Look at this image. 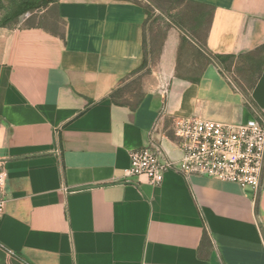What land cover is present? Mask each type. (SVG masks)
<instances>
[{"label": "crops", "instance_id": "0c3cea01", "mask_svg": "<svg viewBox=\"0 0 264 264\" xmlns=\"http://www.w3.org/2000/svg\"><path fill=\"white\" fill-rule=\"evenodd\" d=\"M188 1L199 18L188 33L208 56H234L229 72L193 49L192 66L178 58L172 24L154 45L143 2L59 0L27 15L52 9L59 31L0 29V264H264V176L257 193L174 171L157 187L124 178L129 153L151 142L163 160L180 157L178 119H264V62L252 110L231 77L239 55L262 48L264 60V0ZM144 40L156 58L132 76ZM135 77L139 104H115Z\"/></svg>", "mask_w": 264, "mask_h": 264}, {"label": "built area", "instance_id": "2783aa9c", "mask_svg": "<svg viewBox=\"0 0 264 264\" xmlns=\"http://www.w3.org/2000/svg\"><path fill=\"white\" fill-rule=\"evenodd\" d=\"M172 136L180 151L178 159H162L161 145L151 142L129 153L125 179L143 178L160 186L167 171L184 177H203L250 189L262 186L264 176V119L226 123L197 117L174 121ZM7 171L0 158V218L6 206Z\"/></svg>", "mask_w": 264, "mask_h": 264}, {"label": "trees", "instance_id": "16d2710c", "mask_svg": "<svg viewBox=\"0 0 264 264\" xmlns=\"http://www.w3.org/2000/svg\"><path fill=\"white\" fill-rule=\"evenodd\" d=\"M59 0H7V5L5 6V2L4 0H0V9H6V12L4 13L3 17L0 19V29L1 28H6L10 23L16 21L17 19H19L21 16L25 15V14H29V13H34V12H40L41 10L47 8L50 5H54L58 2ZM135 3H142L139 0H132ZM172 3V9L178 10L180 8L183 7H188V5L190 4V2L188 0H170ZM162 0H146V2H143V5L145 6V8H147L149 11H153V10H158L162 15H164L168 22L174 26H176L180 32L182 33V37H181V42H180V47L178 49V58L179 55L181 54V52H185V53H191L192 49L196 51L197 56L201 57L203 60L205 61H211V59L213 61H215L218 65H222L224 66V63H229V65H231V63L234 60V56L229 55L227 56L225 59H223L222 57H217V56H208L206 55L204 52H202V47L200 45H198V43L195 41L194 37L192 35H190L188 33V31L186 29H184V27L182 26V24H177L173 21V17L172 15H168V13L164 10L163 5L161 4ZM178 12V11H177ZM178 13H175L174 17L177 16ZM196 10L194 12V17L197 21H199V18L196 16ZM150 19V15L148 16V20ZM261 50L262 48H260L258 50V52L256 53V58H254V56L251 55H239L237 58L238 59H245L248 64H249V70H253V73H260L261 72V65L263 64L264 60L261 57ZM258 54H260V56H258ZM179 60V59H178ZM152 62L151 59V51L148 52L147 48H146V42L144 40V60L142 65L140 66V68L138 70H136L134 73H132V76H135L136 74H138L140 71L146 69L145 72H148L147 70V66L149 63ZM178 69V68H177ZM225 71L229 72L228 69L225 68ZM200 72V71H199ZM201 72L199 73V75L195 78H188L185 77L186 80L192 81V82H198L199 78H200ZM176 77H180L178 72H176ZM140 81V77H135L133 80H131L130 82L126 83L124 86H122L121 88H118L117 90H115L111 95H110V99L115 103V104H119V105H125L130 107V109L134 110V106L138 105L142 95L139 94V88H135L134 85H137L138 82ZM234 83L236 84V87H238L242 93L244 94L245 98H246V107L249 110L254 109V106L249 98V94L248 92L251 90L255 79L253 80V82L250 84V86L246 89L242 88L241 85H239L235 80H233ZM131 88V89H130ZM130 93L132 94L133 98L131 99H123L124 97L126 98V95ZM124 100V101H123Z\"/></svg>", "mask_w": 264, "mask_h": 264}, {"label": "rangeland", "instance_id": "374dc122", "mask_svg": "<svg viewBox=\"0 0 264 264\" xmlns=\"http://www.w3.org/2000/svg\"><path fill=\"white\" fill-rule=\"evenodd\" d=\"M4 2L6 6L7 0H4ZM161 4L163 5V8L168 13V15H172L173 21L175 23L182 24L183 22L182 26L184 27V29H186L191 34L194 31H198L197 28L199 24L194 17V14H193L194 10L188 7H183V8L176 10L175 12V10L172 9L173 7H172V3L170 0H162ZM5 12H6L5 8L0 9V19L3 17ZM175 13H178L176 17H174ZM27 15L28 14L21 16L16 21L10 23L6 28H1V29L14 30V29L24 27V26H31V25L39 24V25L47 26L53 30H58V31L60 30L61 26L55 20L54 11L52 9H50L45 14H43V16L40 15L39 13H36L31 17H28ZM170 26L171 25L168 22L167 18L164 15H162L158 10L150 11V22L148 24V31H147L148 38L151 40L155 39L153 44L159 46L160 41L162 40L165 32L167 31V29L170 28ZM155 54H156L155 50H153L151 53L152 62L156 58ZM258 56H260V54H258ZM197 59L198 57L195 54L189 53L185 57V63L192 66L193 65L192 62L194 61L198 62ZM196 67H200V64L197 63ZM231 77L239 85H241L242 88L246 89V87L248 88L250 84L253 82L255 74L253 73V70H249V64L245 59H238L236 61V66L233 69V74ZM140 83L138 82L137 85H134L136 89L140 87ZM130 98L132 99L133 96L132 94L128 93L126 95V98L124 97L123 99H130Z\"/></svg>", "mask_w": 264, "mask_h": 264}]
</instances>
